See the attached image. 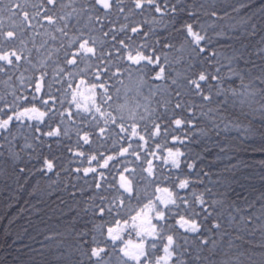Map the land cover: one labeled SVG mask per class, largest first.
<instances>
[{
    "label": "snow or ice",
    "instance_id": "obj_1",
    "mask_svg": "<svg viewBox=\"0 0 264 264\" xmlns=\"http://www.w3.org/2000/svg\"><path fill=\"white\" fill-rule=\"evenodd\" d=\"M253 3L254 0H231L226 6L214 7L205 0H40L39 4L32 5L30 13L25 6L26 0L24 4L0 0V15L6 11L12 21L9 28L0 26V74L7 77L5 83L12 81L15 84L18 81L20 86L31 89L28 95H24L18 94L19 87H13L10 101L0 96V101H4L0 105V173L12 179L18 191H22L34 175H60L61 157L43 155L38 151L45 144L49 148L52 146L44 137L65 136L71 139L67 130H62L59 125L53 127L56 112L52 102L56 97L50 92L52 84L45 79L48 73L41 72L38 78L26 79L20 72L24 64L32 63L29 59L31 50L25 55L26 34H30L33 47H36L35 37L40 34L37 29L45 28V24L61 37H68L75 29L67 46L63 42L60 45L64 49L63 66L57 61L53 80L66 85L64 91H70V103L75 104L78 112L87 114L95 111L101 116L105 115L101 111L103 104L113 101L110 88L115 90L117 99L120 98L121 88L117 85L124 83L122 76L129 80L134 76L138 78L137 95H142L145 87L151 92L152 83L167 82L171 78L170 73L166 75V58L162 60L157 53L174 49L177 37H183L188 48V58L184 62L188 74L182 79H171L173 87L166 90L169 92L166 107L154 119L150 115L151 127L146 122L141 128L134 115L127 127L123 116L119 124L111 118L110 122L119 128L120 133L127 134L126 146L121 145L104 158V153L100 152L103 143L96 149L92 148L90 135L97 134L95 129L84 131L82 135L77 132L78 150L73 155L86 157L89 163L97 161L98 156L103 158L99 167L115 171L119 176L118 182L113 180L107 185L110 190L115 189V194L111 191L107 195L100 194L93 198L91 204L78 207L75 217L66 220L64 207L54 206L55 202L50 203L40 195L39 181L29 191V196H37L31 210L45 225L43 230L39 225H32L43 240L37 241L35 235L29 237L34 243H39L40 248L24 245L28 249L24 254L29 257L30 264H264V193L256 198L261 202L259 207L256 200L234 193V184L244 188L236 177L239 164L225 163L217 174L219 179L210 181L209 186L200 179L201 175L209 176V173L195 171V160L203 157L191 147L203 141V151L215 149L216 160L223 161H230L242 150L264 151V132L259 134L261 144L258 147L244 142L245 138L257 132L249 117L258 116L262 122L260 127H264V35H260L255 42L252 40L264 33V4L251 7ZM242 12L244 14L240 15ZM233 14L239 17L243 31L237 32L236 24L207 23V19L214 17L218 21L235 19ZM136 15L142 18L140 22H129ZM147 15H151L153 23L159 19L163 25L162 32L151 26L144 30L148 20L143 17ZM121 16L125 23L117 28ZM73 20L75 23H72ZM82 20L85 21L83 26ZM2 23L0 20V25ZM84 29H88L89 33L99 31L103 37L110 36V40L98 41L95 36L86 34ZM49 36L52 40L57 39L51 32ZM138 37L151 38L153 42L137 43ZM222 40L227 43H221ZM17 43L19 49L15 47ZM74 45L78 46L73 49ZM82 63L94 66L96 70L84 72L81 76L76 70ZM168 67L171 69L173 65ZM17 72L20 75L14 81ZM65 76L72 79L65 80ZM77 79L79 82L75 83ZM46 89L49 90L48 99H44ZM81 89L89 95L85 97ZM101 91L103 103L97 106ZM81 99L90 103H81ZM190 99L194 101L192 104H189ZM37 100L46 111L36 106L34 102ZM123 107L120 105L121 109ZM205 107L207 111L203 110ZM196 108L201 109L203 119L197 117ZM64 115L65 112L59 113L61 117ZM67 115L73 117L74 114L67 111ZM107 115L111 116L110 113ZM81 120L86 121L87 115L81 116ZM143 120L141 116L140 121ZM105 123L109 120L106 119ZM173 125L183 135L169 133L168 129ZM242 125L244 138L229 135L233 131H241ZM106 131L100 127L98 135L103 138ZM142 133L147 134V139ZM168 135H171L173 146L167 148L166 156H157L151 150L149 139L158 149L156 137L167 139ZM80 141L83 143L80 144ZM134 141H139L135 147ZM84 145L88 147L84 148ZM68 151L72 152L71 147ZM93 152L95 154L86 156ZM127 156L141 161L139 172L127 166L115 168V164L121 163V158ZM149 156L160 164L148 159ZM18 162L24 166L17 168ZM109 162H114L112 167ZM9 168L11 171L6 170ZM173 170H176L175 174ZM75 172H82L85 177L90 174L96 177L97 169L76 168ZM25 173L24 183L21 184V174ZM192 174H195V180L190 179ZM106 179L105 172L101 171L89 187L102 189ZM142 184L154 185L156 193L165 195H157L155 200L150 198L136 215L129 218L128 213L133 210L132 201L135 200L138 205L143 203L139 192ZM162 184L168 186L161 187ZM199 185L203 186L202 191H192ZM188 192H192L191 200L187 198ZM69 195L75 197L76 193ZM60 205L70 209L63 199H60ZM53 220L55 223H52ZM97 220L101 222L98 224ZM113 222L116 226L107 227L105 236V224ZM126 232L128 238H125ZM132 233L137 237L135 242L131 239ZM100 237L104 238L103 241ZM161 250L163 255L158 254Z\"/></svg>",
    "mask_w": 264,
    "mask_h": 264
},
{
    "label": "trees",
    "instance_id": "obj_2",
    "mask_svg": "<svg viewBox=\"0 0 264 264\" xmlns=\"http://www.w3.org/2000/svg\"><path fill=\"white\" fill-rule=\"evenodd\" d=\"M13 2H20L24 4L25 0H13ZM205 2L212 3L214 7H223L229 4L231 0H205ZM5 3H8V0H5ZM39 3L40 0H26L25 6L26 9L31 13L33 11L32 5ZM259 4H264V0H254V3L251 5V7H256ZM243 14L244 13L242 12L240 15ZM233 16L235 17V19H225L223 21H218L217 18L214 17L211 19H207V23L209 25H212L214 23H222L225 25L236 24L238 25L236 31H243V25L239 24V17L236 16V14H233ZM141 19L142 18L139 15H136L132 17L129 22L135 24L139 23ZM143 19L148 20V24L145 25L144 30H148L149 26H151L157 32L163 31V25L160 23L159 19H157L155 23L152 22L151 15H147L143 17ZM0 20L3 21L2 25L0 26L4 28H9L11 26L12 21L9 19L6 11L3 15H0ZM72 23H75V21L73 20ZM84 23L85 21L82 20L81 26H83ZM121 23H125L122 16L117 21L116 27L119 28ZM17 24H19V19H17ZM45 29H47L48 31H46ZM37 30L40 34L35 37L36 47H33V42L29 38L30 34L25 35V43L27 45V48L25 49V55H28V50H31L29 59L32 61V63L24 64V67L20 69V72L24 73L26 79L38 78L41 72L48 73L45 79L50 84H52L50 92L53 96L56 97V100L52 102L53 110L56 112V124H54L53 127L59 125L62 130H67L68 136H71V139H68L65 136H61L59 138L44 137V139L52 146L51 148H49L48 144H45L38 149V151L43 155L54 154L61 157L60 163L62 164V167L58 169L60 172L59 176L53 175L51 173H49L48 176L44 177H41L39 174L34 175L29 178L28 183L24 186V189L22 191H18L17 185L13 182V180L0 173V264H30L29 257L24 254L28 251V249L25 248L24 245L31 244L33 248L41 247L39 243H34L29 238L30 235H35L37 241L43 240V236L37 235L32 225H39L40 230H43L45 228V225L40 223V217L31 210V205L37 202V196L28 195L29 191H31L32 187L36 185L38 181L40 195H43L44 198L50 203L55 202L54 206L64 207V211L66 212V216L64 217V219L66 220H70L75 217L78 207H84L86 206V204H91L93 202V198L98 197L100 194L107 195L110 191L112 194H115V189L113 188L110 190L107 185L113 180L118 182L119 176L115 173V171L109 172L108 170L99 167V164L103 163V158L98 156L97 161H92L91 163H89V160L86 157H78L73 155V153L78 150L77 132L79 131L82 135L84 131L95 129V132L97 134L90 135V139L93 142L92 148L96 149L101 143H103L104 147H100V152H103L104 158H106L107 155L113 154L115 149L120 148L121 145L126 146L125 141L128 140L127 134L120 133L119 128L115 124H112L110 122L111 118H115L117 124H119L121 123L120 118L121 116H123V122L127 127L132 123V115H134L135 119L140 122L141 128H143L144 123L146 122L149 124V127H151L152 122L149 120L150 115L154 119L155 115H157L158 112L164 111L166 107V101L169 99V92L166 90H168L170 87H173L171 85V79H182L185 75L188 74V70L186 69L184 63L188 58L187 44L186 42H184L183 37H177L174 49L165 50L163 53H157L158 55H161L162 60L166 58V61L164 63V67L166 68V75H168L169 73L171 74V78H169L167 82L157 81L155 83H152L151 92L149 91V88L145 87L142 89L143 94L137 95L136 88L138 86V78L134 76L131 80H129L128 78L122 76L121 79L124 81V83L122 85H117L121 88L120 98L117 99L115 90L110 88V92L113 94V101H109L108 104H103L101 111L104 112L105 115L101 116L100 113H96L95 111L84 114L82 112H78L75 104L70 103V91L68 93H65L64 91L66 85L62 83H56L53 80V71L56 67L57 61H59L61 63V66H63L62 61L64 49H62L60 45L63 42L65 46H67L69 40L72 38V33L75 31V29H73L69 33L68 37H61L59 33L54 32L52 30V27L47 24H45V28H38ZM105 30H107V28ZM84 31L86 34L95 36L98 41L110 40V36L103 37L99 31H96L94 33H89L88 29H84ZM49 32H51V34L53 35H56L57 39H50ZM260 35H264V33H260L256 37H253V42L259 40ZM151 36L152 34L150 33V37ZM45 41H47V43H45ZM152 42L153 41L151 38H137V43L149 44ZM221 43H227V41L222 40ZM41 45H43V47H41ZM77 46L78 45H74L73 49H75V47ZM5 47H7V45ZM15 47L19 49V43H17ZM97 47H99V45H97ZM156 47L159 46L156 45ZM37 48L39 49V51H37ZM57 49H59V51H57ZM50 54L51 58L49 59ZM94 63L95 62H93V65ZM116 63H119V61H117ZM169 64L173 65L171 69H169L168 67ZM25 68L27 69V71H24ZM81 69H83L84 71H81ZM95 70L96 69L94 66L88 67L87 64L82 63L80 65V69H77L76 71L79 72L81 76H83L84 72L91 73ZM114 70L115 68L113 67V71ZM20 72H17L15 74L14 81L16 79V76L20 75ZM11 74L12 73H9V75ZM56 79H59V77H57ZM64 79L71 80L72 78L65 76ZM5 81H7V77L3 74H0V96L4 97L5 100L10 101L12 99L11 92L13 90V87H19L18 94L22 93L24 95H28L29 92H31V89L20 86L18 81H16L15 84H13L12 81H9L7 83H5ZM78 82L79 81L77 79L75 83ZM110 83H115V81H111ZM58 89H60V91H58ZM81 90L84 91L85 97L89 95V93L85 89ZM48 91L49 90L46 89L44 99H48ZM125 92H127L126 96ZM101 96L102 91L100 96L97 97V106H100L103 103ZM29 98L31 99V97ZM61 101L63 102L62 104ZM3 102L4 101H0V105H2ZM193 102V100H189V104H192ZM34 103L37 107L40 108L41 111L47 110L45 106L39 102V100L35 101ZM81 103H90V101L81 99ZM109 105H111V107H109ZM120 105H124L123 109L120 108ZM203 110L207 111V107H205ZM67 111H71L74 114L73 117H68ZM60 112H65V115L63 117L59 116ZM195 112L198 118L203 119V117L201 116L200 108H196ZM108 113L111 114L110 117L107 115ZM84 115H87V120L82 122L81 116ZM169 115L171 116L170 111ZM93 116L95 117V120H93ZM141 116L144 117L143 121H140ZM106 119L109 120V123L107 124L105 123ZM249 119L252 121V125L256 126L257 132L250 138H245L244 142L246 145H255L258 147L261 144V141L258 137L261 132H264V127H260L262 122L259 120L258 116L256 118L249 117ZM45 120H47V117H45ZM29 123H34V121H30ZM244 123L247 124V121H245ZM100 127H104L107 130L103 138L98 135ZM243 127L244 125L241 126V131H233L229 133V135L233 137L244 138L242 136ZM168 131L172 135H183L175 129L174 125L170 127ZM142 134H144L147 139V134ZM121 137H123V139H121ZM196 138H200L198 134ZM156 140L159 142L158 149L156 148L153 140L149 139L148 142L150 145H152L151 150L155 152L157 156H166L167 148L173 146L171 135H168L167 139L156 137ZM57 141L60 142L58 143ZM79 143L82 144L83 142L80 141ZM136 143H139V141H134L133 147H135ZM176 146L179 147V145ZM68 147H71L72 152L68 151ZM87 147V145H84V148ZM191 147L196 152H200L203 157V159L198 158L195 160V163L197 165L195 171L203 170V172L209 173V176H200V179L204 180L205 183H208L209 186H211V184L209 183L210 181H217L219 179L217 174L221 172L225 163L239 164V171L236 173V177L240 180V184L244 185V188H241L239 185L234 184V193H239L241 197L248 196L249 199L256 200V205L257 207H259L261 202L256 198L259 197L261 193H264V179H262V177H264V151L242 150L236 153L230 161H223L216 160L217 150L215 149H210L209 151L204 152L203 141L200 144H192ZM91 154H95V152L87 153L86 156ZM141 158H144L143 151H141ZM148 159H153L155 163H157L158 165L160 164V162L155 160V158L152 156H149ZM31 163H36V161H32ZM140 163L141 161L136 160L134 156H127L121 158V163L115 164V168L119 169L127 166L129 169L135 168L136 171L139 172ZM113 164L114 162H109L110 167H112ZM23 166V163H17V168ZM88 167H94L97 169L96 177H98L99 172H105V176L107 177V179L104 181V187L102 189L89 187L90 184L94 183V180L96 178L92 174L85 177L83 176L82 172H75L76 168L83 169ZM6 170L11 171L10 168ZM173 172L175 174L176 170H173ZM157 174H159L158 171ZM24 175H26V173L21 174V178L19 181V183L21 184L24 183ZM144 175L147 176V173H144ZM244 177H247V179H244ZM179 178L182 179L185 177L180 176ZM190 179L195 180V174H192ZM85 181H87L88 183L86 184ZM73 185H76V187H73ZM164 186L168 185H161V187ZM80 189H83V191L81 192ZM202 190L203 186L199 185L198 187L193 188L192 191L198 192ZM72 192L76 193L75 197L69 195ZM139 192L141 193V199L143 203L138 205L135 200L132 201L131 208L133 210L128 213L129 218L130 216L136 215V213L140 211V208L143 207V204H147L149 202L150 198L152 200H155V197L157 195H165L162 193H156L155 186L151 184H142L139 187ZM45 193H47V195H45ZM187 198L190 200L192 199V192H188ZM60 199L66 201L71 210L65 205H60ZM26 201L28 203H26ZM96 202L99 203V200L97 199ZM22 209L25 210L22 211ZM177 219H179L178 216ZM96 222L99 224L101 221L97 220ZM129 222L131 223L130 219ZM52 223H55V221L53 220ZM77 226L80 227V225ZM109 226L115 227L116 225L114 222L112 224H105L103 229L105 232V236L106 229ZM88 227L91 228V225H88ZM121 227H123V221H121ZM175 227L178 228L179 226L175 225ZM25 229H27L28 231L25 232ZM179 230L181 232L183 231V229ZM125 238H128L127 232L125 233ZM99 239L103 241L104 238L100 237ZM131 239L134 242L137 240L135 233H132ZM158 254L163 255L162 250Z\"/></svg>",
    "mask_w": 264,
    "mask_h": 264
}]
</instances>
